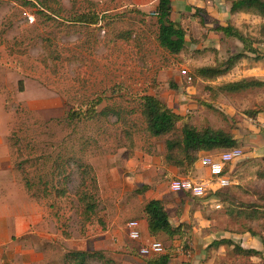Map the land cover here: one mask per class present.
I'll list each match as a JSON object with an SVG mask.
<instances>
[{"label":"rangeland","instance_id":"rangeland-1","mask_svg":"<svg viewBox=\"0 0 264 264\" xmlns=\"http://www.w3.org/2000/svg\"><path fill=\"white\" fill-rule=\"evenodd\" d=\"M24 1L0 0V111L7 113L8 128L0 146V172L6 177L7 168L16 184L27 185L31 213L19 222L30 221V227L0 242V264H64L73 250H97L115 264H139L155 255L139 254L141 242L128 237L126 223H143L142 208L151 198L163 200L172 225L183 222L190 228L189 251L181 248L178 235L149 234L171 256L182 253L192 259L195 249L205 245L201 261L237 264L230 249L206 248L223 236L259 247L264 254V233L242 236L246 220L227 213L229 204L254 200L252 188L264 192V182L253 183L254 168L241 174L243 186L235 184L233 170L248 163V152L264 141V124L246 113L264 111V86L236 93L219 88L241 78L264 80V61L243 59L224 75L202 79L196 75L198 67L224 60L239 51L241 43L221 40L205 25L201 31L189 25L186 38L196 48L186 46L172 55L157 43L151 8L123 6V0H50L60 12L48 18L45 13L50 12L36 0ZM81 13H94L99 22L73 20ZM262 22L264 18L241 12L224 15L222 24L262 39ZM255 45L264 51L263 42ZM145 93L157 94L197 128L208 125L236 136L239 158L223 162L222 149L201 152L198 158L200 163L208 157L210 163H221L228 184L222 186L203 163L204 169L199 163L191 168L165 163L167 136H150L139 112L137 97ZM96 98H102L95 106L98 111L113 106L118 114L88 120L69 116ZM82 163L91 166L97 182V215L88 223L79 214L77 200L87 179ZM182 179L200 190L176 187ZM219 188L223 191L213 194ZM192 233L199 241L196 247L190 243ZM89 264L102 263L92 258Z\"/></svg>","mask_w":264,"mask_h":264},{"label":"trees","instance_id":"trees-1","mask_svg":"<svg viewBox=\"0 0 264 264\" xmlns=\"http://www.w3.org/2000/svg\"><path fill=\"white\" fill-rule=\"evenodd\" d=\"M29 1L25 0L24 4H29ZM36 1L50 12L45 13L48 18H51L52 15L55 17L60 12L59 5L52 7L48 4L50 0ZM154 10L157 13L156 40L158 45L172 55L180 54L186 48L187 30L181 22L171 19V0H158ZM241 12L264 18V0H229V13L236 14ZM201 13H204L203 9L195 8L196 17L198 16L200 24L204 25V19L200 16ZM73 20L83 24H97L99 17L94 13H81ZM209 29L219 34L221 40L229 38L238 40L241 43V49L235 53H230L227 58L213 65L198 67L196 75L202 79L212 80L224 75L243 59H251L255 62L264 61V51L259 50L255 45L257 42L264 43V22L260 23L259 28V34L262 39L245 34L229 23L221 24L216 20L213 21ZM263 86L264 80L252 77L229 81L220 85L219 88L224 92L236 93ZM19 90H22L21 87H19ZM137 100L140 115L145 123V131L153 137L167 136L165 139L164 161L169 165L178 168H191L198 160L201 152H212L241 146L240 141L228 131L212 128L208 125L197 128L186 117L184 118L173 111L157 94L145 93L138 96ZM101 102L102 98L93 99L88 102L84 110L81 108L71 110L69 116L78 120H88L98 116L106 117L109 114H118V110L113 106H105L98 111L95 106ZM246 113L255 118L257 111L248 110ZM179 122H182L181 126H178ZM127 138L131 140L130 132H127ZM248 160L250 161L251 159ZM258 164L256 176L258 179H264V157L258 159ZM79 166L83 167L82 172L87 177V179L82 181V187L77 193V200L80 206L79 214L84 222L88 223L97 215V182L89 164L82 163ZM146 188V186L143 187L144 190ZM252 190L256 196L254 200L240 201L236 206L229 204L227 213L234 219L243 218V220H246L245 225L242 227V232H249L252 236H261L264 233V192L257 187L252 188ZM222 191L223 189L219 188L214 190L213 194L217 195ZM59 194L61 195L62 193ZM142 210L150 235L156 236L159 233H163L168 235L169 238L178 235L181 237V247L183 249L188 248L190 228L183 222L175 226L171 224L162 199H149ZM220 246L231 250L238 261L237 264H264L263 250L244 247L229 237L213 239L206 248H218ZM165 248L167 249V247ZM170 257L171 254L165 251L146 260L143 259L139 264H170ZM253 257H257L259 260L253 261ZM92 258L101 260L102 264H111L112 262V259L106 258L101 251L73 250L67 254L64 264H89V260Z\"/></svg>","mask_w":264,"mask_h":264},{"label":"crops","instance_id":"crops-1","mask_svg":"<svg viewBox=\"0 0 264 264\" xmlns=\"http://www.w3.org/2000/svg\"><path fill=\"white\" fill-rule=\"evenodd\" d=\"M158 0H123V6L130 5L135 6L139 9L143 8H151L152 11L154 10L155 5L157 4ZM224 5V6H223ZM195 8H200L204 10V13H201L203 15L204 19V25L207 27H211L212 23L211 21H219V23L222 24L224 15H228L229 13V0H171V14L170 17L174 21H179L184 26L185 29L189 28V25L199 26V31L202 30V26L199 22V17H196L195 14ZM151 11V12H152ZM156 17V16H155ZM198 31V32H199ZM209 33H214L213 31H209ZM188 35H186L187 37ZM209 36V35H208ZM194 44L186 38L185 46H193ZM196 46L194 45V47ZM191 48V49H192ZM1 106V105H0ZM7 113L5 111H0V127H4L0 129V146L4 145L3 139L7 136V120L4 118L6 117ZM256 120L262 122L264 124V111L263 112H257L256 114ZM264 134V133H263ZM236 138V136H234ZM237 139V138H236ZM3 153V151H2ZM0 153V158L3 155ZM248 159H251L248 163L244 165L236 166L234 170L235 174V184L243 186L244 182L246 181L244 176H241V174L247 172L251 168H254L252 179L253 183L254 181H261L264 182V179H258L256 176V170L258 168V159L261 157H264V141L262 142V146L253 147L252 150L249 152ZM2 154V155H1ZM0 159V160H2ZM255 162L254 164H251V166H247L250 162ZM196 163H199L201 168L203 167L202 163H200V160H197ZM195 165V164H194ZM203 167L202 169H204ZM3 169V168H0ZM251 169V170H252ZM7 176L4 177L2 172H0V242L4 244L6 237H11L15 233H20V231L27 230V228L30 227V221L28 222H19L21 219L24 218L25 214L28 216L31 213V199L26 194V187L25 185H19L16 184L15 179H13L12 172L9 173V169L5 168ZM1 171V170H0ZM248 180V179H247ZM25 187V188H24ZM18 203H21V205H17ZM28 206V207H27ZM219 207V205H218ZM30 209V211H29ZM20 216V217H19ZM144 216V214H143ZM19 219V220H18ZM28 219V218H27ZM237 220H243L242 218H239ZM22 221V220H21ZM139 223V231H140V239L137 240L141 242V245H144L150 241H155L154 238H151L149 236V232L147 229V224L145 221V218L143 220V223L141 222V219H137ZM178 225V224H177ZM175 226V225H173ZM127 228V223H126ZM194 230V229H193ZM103 233H108V230H104ZM193 234V233H192ZM249 234V232H242L241 235L245 237V235ZM128 235V234H127ZM147 236V237H144ZM240 235V234H239ZM252 236V235H251ZM225 237V236H223ZM145 238V240H143ZM221 238V237H220ZM192 241L190 242L192 247L198 246V238H195V233L192 235ZM190 240V239H189ZM203 241V240H202ZM241 244V243H239ZM189 242H188V248L185 249L186 251H189ZM242 245V244H241ZM244 246V245H242ZM164 247V245H163ZM244 247H253L256 249L261 250L259 247L254 246H244ZM182 248V247H181ZM205 245L200 246L199 249H195V252L192 256V259L187 258L184 254L178 253L170 257V264H210L205 263L201 260H203L204 255L201 252H204ZM223 248V247H221ZM165 247L164 251L165 252ZM184 250V251H185ZM178 250H176L177 252ZM264 255V254H263ZM186 258V259H185ZM253 259V258H252ZM184 260V261H183ZM121 261V262H120ZM119 263L116 261V264H129V261H122L120 260ZM50 263V261H49ZM52 264V263H51ZM113 263V261L111 262Z\"/></svg>","mask_w":264,"mask_h":264},{"label":"built area","instance_id":"built-area-1","mask_svg":"<svg viewBox=\"0 0 264 264\" xmlns=\"http://www.w3.org/2000/svg\"><path fill=\"white\" fill-rule=\"evenodd\" d=\"M151 14L153 16H156V11H152ZM185 73V70H182ZM190 78V77H189ZM242 152L240 151L239 147H235L232 149H222L221 152V160L223 162L239 158L241 156ZM211 158H205L202 159V163L207 165L209 168H211V173L218 175V180L222 186L228 184V180L223 175V169L221 167V163H210ZM176 187L182 188V189H193V192L197 189L200 190V186L194 185L192 181L188 179H182L181 181H178L175 183ZM127 234L128 237L131 240H139L141 235L139 231V223L138 221H128L127 222ZM142 247V248H141ZM140 248H138V252L141 256H150V255H158L163 253L164 247L163 244L160 241H150L144 245H142ZM145 247V248H144Z\"/></svg>","mask_w":264,"mask_h":264}]
</instances>
